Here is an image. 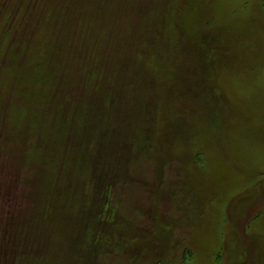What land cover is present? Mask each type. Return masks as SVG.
I'll return each mask as SVG.
<instances>
[{
	"label": "rangeland",
	"instance_id": "rangeland-1",
	"mask_svg": "<svg viewBox=\"0 0 264 264\" xmlns=\"http://www.w3.org/2000/svg\"><path fill=\"white\" fill-rule=\"evenodd\" d=\"M0 264H264V0H0Z\"/></svg>",
	"mask_w": 264,
	"mask_h": 264
}]
</instances>
